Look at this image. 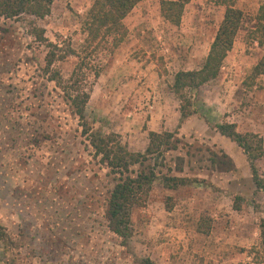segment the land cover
<instances>
[{
    "label": "rangeland",
    "instance_id": "1",
    "mask_svg": "<svg viewBox=\"0 0 264 264\" xmlns=\"http://www.w3.org/2000/svg\"><path fill=\"white\" fill-rule=\"evenodd\" d=\"M95 1L54 0L44 20L0 18V223L7 233L0 264H264V189L243 150L216 129L234 124L264 141V75L252 78L264 49L249 39L264 0H237L245 17L234 47L181 126L174 76L203 66L224 7L189 0L176 26L162 16L161 2L177 0H142L124 20V42L87 60L93 130L119 135L133 153L145 152L151 131L176 133L175 150L142 169L189 180L169 190L157 179L148 202L132 212L126 244L107 220L117 182L81 135L65 94L81 59L66 53L84 57ZM33 22L65 56L52 67L62 84L46 73L48 48L29 34ZM255 165L264 180V157Z\"/></svg>",
    "mask_w": 264,
    "mask_h": 264
},
{
    "label": "trees",
    "instance_id": "2",
    "mask_svg": "<svg viewBox=\"0 0 264 264\" xmlns=\"http://www.w3.org/2000/svg\"><path fill=\"white\" fill-rule=\"evenodd\" d=\"M142 0H96L88 13L84 30L87 39L82 48L80 57L72 48L66 55H77L80 59L75 71L65 87V94L71 102L75 116L78 117L81 135L90 145L94 156L100 159L109 174L117 182L112 190L107 204V220L111 231L126 244L132 238L133 230L131 215L134 209L143 207L149 200L155 182L162 176L166 189L177 190L187 185L188 179L169 177L157 172L156 168L142 169L147 162L158 164L165 154L175 150L176 133L149 132L148 146L144 153H133L124 145L117 134L103 135L95 132L90 126L86 109L91 99L92 88H87L89 71L87 60L105 49H116L127 38L129 31L124 20ZM216 6L225 8L223 20L211 45L208 56L199 70L179 71L174 76L171 87L179 101L181 126L197 112L195 97L199 89L207 83L217 79L223 64L234 47L236 37L244 21V13L236 8L237 0H210ZM189 0L162 1L161 12L164 19L176 26L182 21L184 10ZM54 0H0V18L16 20L29 16L35 20H44L51 15ZM29 34L36 42L45 45L48 52L45 57L46 73H50L51 81L62 84V77L58 71L52 70L53 65L65 58L59 54L62 50L50 43L46 38L45 29L33 22ZM249 39L264 49V5L255 18V26L249 33ZM94 78L101 75V68L90 70ZM160 72V71H159ZM162 73V72H161ZM165 73V72H163ZM264 75V56L253 69L252 78ZM219 133L232 140L247 156L254 182L259 189H264V180H261L255 163L264 157V141L254 133L240 134L234 124L217 125ZM139 167V171L133 168ZM146 168V167H145ZM142 169V170H141ZM261 249L264 251V219L260 222ZM7 237L3 225L0 223V243ZM143 264H156L150 259Z\"/></svg>",
    "mask_w": 264,
    "mask_h": 264
},
{
    "label": "flooded vegetation",
    "instance_id": "3",
    "mask_svg": "<svg viewBox=\"0 0 264 264\" xmlns=\"http://www.w3.org/2000/svg\"><path fill=\"white\" fill-rule=\"evenodd\" d=\"M222 136V135H221ZM223 137V136H222ZM252 177H253V175H252ZM254 180V179H253Z\"/></svg>",
    "mask_w": 264,
    "mask_h": 264
}]
</instances>
